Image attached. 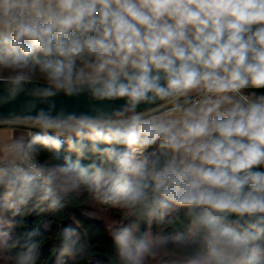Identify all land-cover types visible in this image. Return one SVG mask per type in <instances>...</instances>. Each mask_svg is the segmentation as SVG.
<instances>
[{
	"label": "clouds",
	"instance_id": "1",
	"mask_svg": "<svg viewBox=\"0 0 264 264\" xmlns=\"http://www.w3.org/2000/svg\"><path fill=\"white\" fill-rule=\"evenodd\" d=\"M0 127V264L84 191L184 230L117 264H264V0H0Z\"/></svg>",
	"mask_w": 264,
	"mask_h": 264
},
{
	"label": "trees",
	"instance_id": "2",
	"mask_svg": "<svg viewBox=\"0 0 264 264\" xmlns=\"http://www.w3.org/2000/svg\"><path fill=\"white\" fill-rule=\"evenodd\" d=\"M91 196L84 191L62 209L36 210L15 218L21 223V230L27 233L22 249L17 250L23 252L24 264H117L111 229L99 218L84 211ZM98 205L116 220L117 227L135 226L145 234L166 237L170 245L184 231L174 230L175 224L171 217L164 221L130 217L121 209ZM69 238H78L84 245L81 254L70 256L64 251Z\"/></svg>",
	"mask_w": 264,
	"mask_h": 264
},
{
	"label": "rangeland",
	"instance_id": "3",
	"mask_svg": "<svg viewBox=\"0 0 264 264\" xmlns=\"http://www.w3.org/2000/svg\"><path fill=\"white\" fill-rule=\"evenodd\" d=\"M84 211L94 217L99 218L103 223H105L110 229L117 227L116 220L111 218L110 214L107 211L102 210L97 201L91 196L87 203L84 206ZM146 236L150 239L155 238L156 236H151L146 233ZM4 264H8V261L5 260ZM150 264H171V261L165 259L162 262L159 260L151 261Z\"/></svg>",
	"mask_w": 264,
	"mask_h": 264
},
{
	"label": "water",
	"instance_id": "4",
	"mask_svg": "<svg viewBox=\"0 0 264 264\" xmlns=\"http://www.w3.org/2000/svg\"><path fill=\"white\" fill-rule=\"evenodd\" d=\"M63 104H65L69 110H73V109H77V110H83L84 109V100L80 99V100H64L62 101Z\"/></svg>",
	"mask_w": 264,
	"mask_h": 264
},
{
	"label": "crops",
	"instance_id": "5",
	"mask_svg": "<svg viewBox=\"0 0 264 264\" xmlns=\"http://www.w3.org/2000/svg\"><path fill=\"white\" fill-rule=\"evenodd\" d=\"M24 129H13L10 127H0V139H6L10 136L14 131H23Z\"/></svg>",
	"mask_w": 264,
	"mask_h": 264
}]
</instances>
